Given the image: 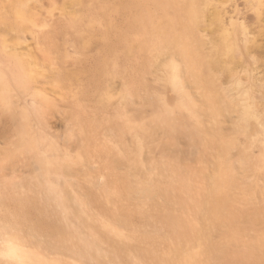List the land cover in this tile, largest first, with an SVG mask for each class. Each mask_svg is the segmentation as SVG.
I'll use <instances>...</instances> for the list:
<instances>
[{"label": "rangeland", "instance_id": "374dc122", "mask_svg": "<svg viewBox=\"0 0 264 264\" xmlns=\"http://www.w3.org/2000/svg\"><path fill=\"white\" fill-rule=\"evenodd\" d=\"M128 1L0 0V68L10 84L8 92L0 89V201L1 211L13 214L15 220L19 221V210L28 209L34 219L45 216L62 233L65 220L85 233L90 231L73 207L72 190L89 214L98 215H107L104 206L109 205L106 201L118 198L115 191L123 196L127 191L129 196L120 202L123 221L142 220L140 213L144 211L145 218L155 220L154 208L145 206L157 199L162 201V192L157 188L161 185L159 168L165 153V123L160 120L163 114L156 118L164 90L154 78H166L168 64L182 57L178 42L171 44L169 40L161 45L132 37L137 23L133 30L131 19L125 26L120 22L125 18L119 17L129 12L125 11L131 8ZM187 5L193 8L185 12L190 18L178 21L174 35L178 32L176 36L182 37L187 51L217 57L223 64L234 60L237 52L244 53L241 85L264 104V0H196V5ZM114 21L121 26L115 29ZM117 32L119 35H115ZM110 34L118 40L111 42ZM243 36L248 38L246 46L241 41ZM219 73L212 69L204 71L203 76L215 80ZM12 74L21 78L19 84L11 80ZM23 91L33 93L37 103L27 111L26 120L17 116L11 121L9 117L16 111ZM169 97L174 106L177 101ZM151 119L159 124L151 123ZM170 121L174 130L168 137L169 149L173 150L169 154L175 160L179 156L175 151L179 141L177 120ZM5 123L9 124L7 129ZM234 127L229 129L232 138L238 133ZM31 134L39 139L40 148H54L52 152L58 158L55 167H60L55 171L53 167L50 177L61 175L58 191L69 204L67 213L55 207L51 196L45 199L41 174L34 177L31 173L22 175L20 169L14 173L9 170L10 163H20L25 156L29 142L24 139L30 141ZM65 156L70 160L61 161ZM245 163L249 168L250 163ZM3 170L5 174L1 175ZM141 185L150 187L142 193L136 190ZM244 186L248 197L264 200L261 181L245 182ZM91 197L103 206L99 209ZM176 216L161 219L165 233H169L165 242L154 247L139 243L137 248L132 240L117 248L124 264H134L128 261L131 256L139 260L138 264H264V212L231 219L227 215L209 217L215 222L212 227L204 226L202 218L196 225L190 216H180L179 212ZM122 227L127 233V225ZM92 232L90 238L96 242V233ZM73 244L68 246H78L76 241ZM53 256L61 264H102L101 257L96 263L62 251Z\"/></svg>", "mask_w": 264, "mask_h": 264}, {"label": "bare ground", "instance_id": "6f19581e", "mask_svg": "<svg viewBox=\"0 0 264 264\" xmlns=\"http://www.w3.org/2000/svg\"><path fill=\"white\" fill-rule=\"evenodd\" d=\"M128 3L131 4V8L125 11L129 12L123 13L124 17L121 14L119 17L125 18L120 21L125 26H128L127 22L130 23V21L131 24L132 22L137 23L136 30H134L136 25L132 24L135 31L130 30L131 33L133 31L132 37L146 38L150 43L159 42L161 45H165L169 40L171 44L174 41L175 44L178 42V50L182 57L181 61L172 60L168 64L166 78L157 76L154 78L164 90V95L160 97L158 104L159 108H157L161 111L158 115V112L156 113V118L158 119L159 115L163 114L160 120L163 119L165 123V153L159 168L162 171L161 185L160 189L157 188L162 192V201L157 199V202L151 204L145 202V205L147 204L145 207L154 208L152 215L155 220L151 217L145 218L147 213L144 211L140 213L142 220L123 221V215L119 213L123 206L120 202L129 196L127 191L124 192L127 196L115 191L118 198L106 201L109 205L104 206L107 215H98L92 212L89 214V209L83 207L76 192L72 190L73 207L83 216L82 221L85 220L87 222L85 224L90 229L86 233L81 231L76 224L66 222L65 219L66 228L62 233V230L55 228L54 226L57 225L51 223L47 217L38 218L35 214L37 217L34 219L28 209L19 210V221H17L13 214L1 211L0 201V264H61L58 261L59 258L53 256L56 251L80 258L84 262L96 260L98 263V258L101 257L102 264L103 262L104 264H124V259L120 258L116 249L121 248L126 242L132 240L137 242L134 245L137 248L141 246L139 243L154 247L165 242V236H169V233H165L163 229L161 222L163 217L177 219L176 215L179 212L180 216H190L196 225L202 218L204 226L212 227L215 226V222L207 219L209 217L217 219L222 215H227L231 219L264 212V200L256 201L254 199L256 196L248 197L244 186L245 182L259 183L261 181L264 184V125L262 123L264 104L259 99H253L255 95H251L241 85V77L245 71L244 53L237 52L234 60H226L223 64L217 57H201L198 56L197 50L187 51L185 49L182 37L176 36L178 32L174 35V32L177 24L190 18L185 12L190 13L193 8L189 9L185 6L194 3L196 5V0H130ZM15 17L19 19V12H15ZM119 17L118 20H120ZM120 22L114 21L115 26L113 27L116 29V26H121ZM115 35L110 34L111 42L113 39L115 42L116 38L118 40ZM241 41L243 46H246L248 38L244 37ZM116 42L118 44V41ZM111 45L115 46L114 43ZM212 69H218L220 72L215 80H212V77L203 76L204 71ZM19 79L21 81L16 74L11 75V80L15 84H19ZM229 84H234V88ZM9 87V78L0 68V89L5 93L8 92ZM171 95L177 101L174 106L171 105L169 97ZM18 100L15 108L19 113L14 111L9 117L11 121L17 116L26 120L27 111L37 103L34 94L28 91H23ZM171 119L177 120V133L180 135L177 134L179 141L175 151L179 152V156L175 160L169 154V151L173 152L169 149L171 140H168L171 131L174 130ZM152 122L159 124L156 119H151ZM8 126L9 124L5 123L4 128L7 129ZM27 126L29 127L28 123ZM233 127L235 133L238 132L234 138L229 134V129ZM251 129L253 130L250 131ZM10 133L13 135V132ZM33 135H30V141L23 138L29 142V145L27 144L29 151H24L25 156L20 158V163H10L9 170L14 173L20 169L22 175L27 173L34 177L41 174L45 180V199L51 196L55 201V207L67 213L70 208L69 204L58 191L61 175L58 173L54 178L50 177L52 168L54 167L53 171H55V168L60 167V165L55 167L58 158L52 152L54 148H45L46 145L40 148L39 139ZM28 137L29 135L25 138ZM42 140L43 138L40 141ZM67 157L61 158V161L70 160ZM247 161L250 163L249 168L245 165ZM154 168L156 169V166ZM4 174L3 170L1 175ZM155 178L157 179L158 175ZM66 180L64 179L65 182ZM1 184L3 183L0 181ZM146 187L150 186L146 185ZM146 187L141 185L136 190L140 191ZM145 192L143 190L142 193ZM148 194L149 192L146 193L147 197ZM91 196L95 195L91 194ZM91 199L99 209L103 206L93 197ZM80 215L77 217L80 218ZM125 224L127 233L122 227ZM225 225L230 224L225 222ZM30 227L32 228L29 229ZM65 230L68 231V235ZM92 231L96 233V242L90 238ZM73 241H76L78 246H68L74 245ZM128 261L136 264L139 260L131 256V260L128 258Z\"/></svg>", "mask_w": 264, "mask_h": 264}]
</instances>
